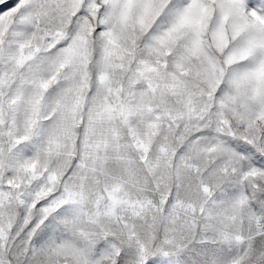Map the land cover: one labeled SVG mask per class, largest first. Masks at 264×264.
I'll return each instance as SVG.
<instances>
[{"label":"snow or ice","instance_id":"obj_1","mask_svg":"<svg viewBox=\"0 0 264 264\" xmlns=\"http://www.w3.org/2000/svg\"><path fill=\"white\" fill-rule=\"evenodd\" d=\"M0 264H264V0H0Z\"/></svg>","mask_w":264,"mask_h":264}]
</instances>
